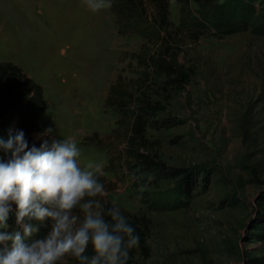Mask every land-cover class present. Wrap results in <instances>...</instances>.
<instances>
[{"label": "rangeland", "instance_id": "1", "mask_svg": "<svg viewBox=\"0 0 264 264\" xmlns=\"http://www.w3.org/2000/svg\"><path fill=\"white\" fill-rule=\"evenodd\" d=\"M179 8L169 2L173 24ZM141 27L135 30L149 36L120 33L110 7L93 12L86 0H0V60L33 68L46 102L41 130L52 125L58 138L75 136L82 165L104 164L110 181L105 197L150 218L148 256L136 255L134 264H264V238L249 235L264 208L256 201L264 186V35L247 29L183 39L177 61L192 75L181 88L164 90L162 77L137 61L142 49H156L155 30ZM48 37L54 52L59 48L49 67L34 59ZM117 79L131 88L135 79H151L147 93L165 106L158 118L173 124L147 127V149L168 165L190 169L189 200L175 192L176 180L135 172L127 125L136 107L105 103ZM74 83L79 104L65 98Z\"/></svg>", "mask_w": 264, "mask_h": 264}, {"label": "trees", "instance_id": "2", "mask_svg": "<svg viewBox=\"0 0 264 264\" xmlns=\"http://www.w3.org/2000/svg\"><path fill=\"white\" fill-rule=\"evenodd\" d=\"M171 0H112L110 9L118 24V32L136 31L149 36L144 29L136 27H151L155 31L152 44L155 51L137 53L138 63L151 68L162 77L161 89H179L189 83L192 71L177 61L182 52L183 39L198 40L202 36H217L249 29L255 34L264 35V9L260 8V0H174L180 4L179 23L173 24L169 19V2ZM163 31V32H162ZM151 79H135L134 86L121 85L118 79L110 86L106 104L124 109L134 105L127 125L128 155L133 159L135 172H145L155 179L176 180L174 190L181 198L189 200L194 186L190 181L191 172L188 168L168 165L156 154L147 149L146 129L168 128L173 124L169 117L158 118L165 106L159 99H152L147 93ZM46 110L43 88L24 69L11 62L0 60V137L7 139L10 134L23 129L29 144L40 143L35 138L37 132H42L39 117ZM117 120V124H119ZM96 132L88 135L95 140ZM106 138V137H104ZM100 179L106 189L110 181L103 175ZM209 182V178L206 179ZM106 207L113 205L109 197ZM256 201L264 207V186ZM121 211L129 218L139 234L138 247L130 250L127 264H134L136 255L148 256L147 238L150 231V218L144 214L131 213L124 208ZM76 211H79L78 209ZM256 219L249 224L250 240L264 238V208L256 214ZM9 223L15 226L14 213L9 217ZM11 230V229H9ZM41 227L29 239L41 236L46 232ZM89 252L91 248L89 247ZM68 264H79L75 258L69 257Z\"/></svg>", "mask_w": 264, "mask_h": 264}, {"label": "clouds", "instance_id": "3", "mask_svg": "<svg viewBox=\"0 0 264 264\" xmlns=\"http://www.w3.org/2000/svg\"><path fill=\"white\" fill-rule=\"evenodd\" d=\"M111 3L86 0L93 12ZM35 138L0 137V264H127L140 237L118 205L106 207L103 162L82 165L77 138H58L52 125Z\"/></svg>", "mask_w": 264, "mask_h": 264}, {"label": "crops", "instance_id": "4", "mask_svg": "<svg viewBox=\"0 0 264 264\" xmlns=\"http://www.w3.org/2000/svg\"><path fill=\"white\" fill-rule=\"evenodd\" d=\"M4 37H6V36L4 35ZM58 49L56 50V52H54V44H53L52 40L50 41L49 37L44 39V40H42V41L40 40L39 47H38V49H37V51L35 53L34 59H35V61L36 60H42V63L45 60L46 61L45 63H47L48 67H49V62L52 61L53 59H56V56L58 54ZM3 55H5V53ZM3 61H11V62L21 66L26 71V73H28L34 80H36L34 78V75H33V71L34 70L29 65L22 64L20 62L12 60V58H9V57L8 58H4ZM42 65L43 64H38L37 66L38 67H42Z\"/></svg>", "mask_w": 264, "mask_h": 264}, {"label": "bare ground", "instance_id": "5", "mask_svg": "<svg viewBox=\"0 0 264 264\" xmlns=\"http://www.w3.org/2000/svg\"><path fill=\"white\" fill-rule=\"evenodd\" d=\"M0 54H2V53H0ZM6 54V53H5ZM87 65V64H86ZM86 65H84L85 67L84 68H86ZM68 79V78H67ZM68 81V80H67ZM76 83H74L73 84V86H71L70 87V90L72 91V93H67V94H65V98H66V102L67 101H70L71 103H73V104H79L77 101V97L79 96V92L77 93V90L79 91V89H78V87L79 86H76L75 85ZM65 86H67V85H64L62 88H63V90L65 91V92H67V89H68V86L67 87H65ZM97 90V89H96ZM97 92V91H96ZM53 98V97H52ZM81 103V102H80ZM84 103V102H83ZM82 105V104H81ZM77 106V105H76ZM75 107V106H74ZM77 108H79L78 106H77Z\"/></svg>", "mask_w": 264, "mask_h": 264}]
</instances>
